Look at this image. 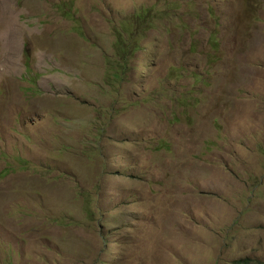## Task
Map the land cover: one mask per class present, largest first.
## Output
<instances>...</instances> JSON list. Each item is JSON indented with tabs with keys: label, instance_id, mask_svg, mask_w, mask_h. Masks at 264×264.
Listing matches in <instances>:
<instances>
[{
	"label": "rangeland",
	"instance_id": "374dc122",
	"mask_svg": "<svg viewBox=\"0 0 264 264\" xmlns=\"http://www.w3.org/2000/svg\"><path fill=\"white\" fill-rule=\"evenodd\" d=\"M237 262L264 264V0H0V264Z\"/></svg>",
	"mask_w": 264,
	"mask_h": 264
},
{
	"label": "trees",
	"instance_id": "16d2710c",
	"mask_svg": "<svg viewBox=\"0 0 264 264\" xmlns=\"http://www.w3.org/2000/svg\"><path fill=\"white\" fill-rule=\"evenodd\" d=\"M154 14V10H139L136 13L131 14L130 18L127 20H121L119 27L116 28L113 33L115 37H117L120 42H122L125 46V53L123 52V60L126 62V59L133 56L136 50L141 45L140 41L145 40V34L149 32L148 20H152ZM159 16H164L161 14ZM146 24V25H145ZM151 27V25H150ZM236 264H241V262H237ZM245 264V263H244ZM249 264V263H246Z\"/></svg>",
	"mask_w": 264,
	"mask_h": 264
}]
</instances>
